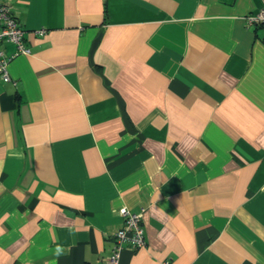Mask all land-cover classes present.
<instances>
[{"label":"crops","instance_id":"crops-1","mask_svg":"<svg viewBox=\"0 0 264 264\" xmlns=\"http://www.w3.org/2000/svg\"><path fill=\"white\" fill-rule=\"evenodd\" d=\"M3 2L0 264H264L262 0Z\"/></svg>","mask_w":264,"mask_h":264},{"label":"built area","instance_id":"built-area-1","mask_svg":"<svg viewBox=\"0 0 264 264\" xmlns=\"http://www.w3.org/2000/svg\"><path fill=\"white\" fill-rule=\"evenodd\" d=\"M264 3V0H262ZM251 23H256L264 28V5L254 14L248 17ZM24 29L15 18L11 7L0 0V44L10 43L15 46V52L8 56L0 47V78L4 82L11 81L8 71L10 61L19 54H29V49L24 42ZM37 35H43L44 30L36 31ZM123 218V226L114 234V247L112 253L106 259L107 264H117L118 256L125 244L132 249H137L145 244L144 230L141 226V213H134L126 207L119 209Z\"/></svg>","mask_w":264,"mask_h":264},{"label":"clouds","instance_id":"clouds-1","mask_svg":"<svg viewBox=\"0 0 264 264\" xmlns=\"http://www.w3.org/2000/svg\"><path fill=\"white\" fill-rule=\"evenodd\" d=\"M62 252V250L58 247L57 248V254H60Z\"/></svg>","mask_w":264,"mask_h":264}]
</instances>
